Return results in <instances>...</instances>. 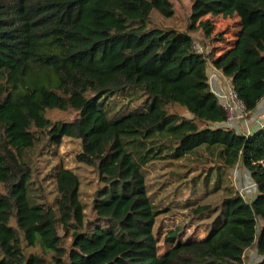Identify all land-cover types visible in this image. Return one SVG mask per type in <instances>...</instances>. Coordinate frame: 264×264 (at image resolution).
<instances>
[{"label": "trees", "instance_id": "obj_1", "mask_svg": "<svg viewBox=\"0 0 264 264\" xmlns=\"http://www.w3.org/2000/svg\"><path fill=\"white\" fill-rule=\"evenodd\" d=\"M100 3L122 18L93 12ZM154 13L173 18L172 2L0 0V264H245L254 247L264 264V121L250 136L223 126L227 113L207 74L211 65L230 80L249 117L258 108L264 0H193L189 32L154 25ZM227 15L238 19L233 39L197 52L192 33L204 29L210 39L207 18ZM124 93L144 99L143 107L117 111L113 99ZM53 111L76 117L53 122ZM65 138L81 141L77 162L96 175L91 216L73 170L53 176V201L35 186L42 157ZM191 156L212 167L204 186L216 167L220 213L202 239L183 241L182 230L171 231L160 254L154 229L164 211L145 170ZM239 164L257 187L252 201L223 186ZM187 207L196 217L214 212Z\"/></svg>", "mask_w": 264, "mask_h": 264}, {"label": "rangeland", "instance_id": "obj_2", "mask_svg": "<svg viewBox=\"0 0 264 264\" xmlns=\"http://www.w3.org/2000/svg\"><path fill=\"white\" fill-rule=\"evenodd\" d=\"M174 8V17L165 19L159 14L152 15L154 25L164 29H174L179 32H189L191 7L193 0H170ZM96 14H108L112 18L121 19L122 14L111 10L106 4L100 3L93 7ZM213 26V33L210 39L205 38L204 29L192 33L197 52L211 54L213 48L223 49L227 41H231L237 33L238 19L236 17L216 16L209 17ZM206 19V20H207ZM222 33L225 37L224 43L215 40V36ZM207 74L212 91L218 97L220 104L223 106L225 97L233 91L230 80L226 79L219 71L211 65L208 67ZM117 104V111L134 110L143 107L145 100L136 101L137 98H131L129 94H118L113 99ZM169 112L176 113L179 116L190 119L191 116L184 110L169 107ZM47 117L53 122H70L76 117L71 112H48ZM264 118V100L258 108L248 118V124H245L237 133L241 135L252 134L263 125ZM82 151L80 140L65 138L61 145L53 146L49 152L39 162L36 171L37 189L41 190L50 200L55 197V181L53 176L61 169L66 168L73 170L80 178L82 183L81 200L87 208V214L90 215V207L98 187L96 175L93 169L81 165L77 162V156ZM205 158L191 156L180 161L160 162L149 165L146 168V178L149 193L158 206L164 211L157 220L154 234L159 240L160 254H163L168 246L164 241L166 236L176 229L182 230L183 241L186 239L204 238L210 227L213 225L216 216L220 213L221 203L224 198L223 190L213 193L216 182V167H214L212 182L209 187L202 184V179L208 174L211 165L205 166ZM204 170V171H202ZM223 186H232L238 190L247 201H252L257 195V187L254 184L249 172L239 164L235 169L223 176ZM197 183V185H195ZM190 202L201 205H210L213 213L196 217L193 211L188 209L187 204ZM62 235V232L60 231ZM180 237V238H181ZM260 260L257 250L251 248L245 255V264H257Z\"/></svg>", "mask_w": 264, "mask_h": 264}, {"label": "built area", "instance_id": "obj_3", "mask_svg": "<svg viewBox=\"0 0 264 264\" xmlns=\"http://www.w3.org/2000/svg\"><path fill=\"white\" fill-rule=\"evenodd\" d=\"M223 104L224 110L227 113V122L223 126L230 128L231 130L237 131L239 127L243 126L244 123L248 124L249 115L246 112L244 103L240 100L236 92L231 91L228 96L225 97ZM263 125L259 128L262 129ZM248 135L245 136H250Z\"/></svg>", "mask_w": 264, "mask_h": 264}, {"label": "crops", "instance_id": "obj_4", "mask_svg": "<svg viewBox=\"0 0 264 264\" xmlns=\"http://www.w3.org/2000/svg\"><path fill=\"white\" fill-rule=\"evenodd\" d=\"M214 93V92H213ZM263 121H264V118H263ZM260 130V128H256V131H254L253 133H255V132H257V131H259ZM252 133V134H253Z\"/></svg>", "mask_w": 264, "mask_h": 264}]
</instances>
